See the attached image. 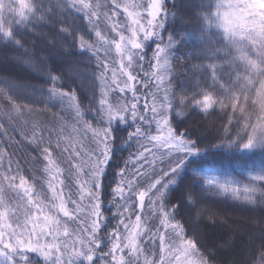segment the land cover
<instances>
[{
    "label": "snow or ice",
    "instance_id": "snow-or-ice-1",
    "mask_svg": "<svg viewBox=\"0 0 264 264\" xmlns=\"http://www.w3.org/2000/svg\"><path fill=\"white\" fill-rule=\"evenodd\" d=\"M169 2L177 6L174 0ZM121 7L120 0H51L47 7L42 0H0V42L22 47L18 30L37 23L51 24L54 29L60 25L55 35L71 37L73 47L96 59L102 83L96 110L99 127H93L76 106L75 93L60 92L55 87L58 77H51L49 95L67 98L82 125L81 134L87 137L91 132V137L87 143L78 141L64 147L57 139L53 147L50 130L40 128L37 134L39 125L33 127L28 143L37 153L36 159L46 162L47 192L29 184L20 174L18 160L12 168L13 153L4 168V148L0 147V168H4L0 174V264H219L207 248L201 250L198 237L187 235L180 216L186 203L184 195L176 199L168 195L173 185H184L191 194V183L195 181L186 184L181 169L188 156L200 151L197 141L191 139L190 128L181 130L180 117L188 116L185 107L180 106L190 104L192 114L200 115L197 109L207 113L214 104L222 108L230 105L232 116L228 122L231 124L234 117L238 124L243 120L247 139L243 142V137L239 141L229 137L223 143L244 149L264 145V0H217L215 12L211 11L213 5L207 6L203 20L209 27L222 30L226 44L217 47L205 41L198 52L193 51V58L209 61L194 67L202 68L211 83L203 87L196 84L199 91L189 94L183 90L179 97L168 79L176 35L170 33L165 40V0L124 4L125 24L115 19L121 15ZM130 7L136 10L130 11ZM101 24L110 27L115 37L103 33ZM78 31L84 34L77 36ZM89 33L95 35L92 42L86 39ZM113 47L118 60H109ZM148 49H152L151 56ZM108 72L112 73L110 78ZM187 79L191 88V78ZM4 83L7 91L0 89V95L10 107L4 112L7 119L0 121V142L8 145L15 139V122L35 109L16 103L10 94L13 87L7 80ZM137 85L146 91L141 93ZM217 89L227 93L228 104L214 99ZM109 90L117 94L130 92L131 99L109 103ZM249 102L259 110L255 122L244 107ZM117 121L131 130L126 135H114ZM45 131H49V137L44 136ZM116 143L129 149L136 147V151L119 163L113 152ZM54 149L60 153L59 160L53 158ZM64 160L66 170L60 166ZM65 172L71 183L61 178ZM207 183L221 192L243 196L249 204L264 205V174H253L241 187H234L237 182L231 179L209 178ZM258 192L259 202L255 199ZM113 207L116 214L110 218L106 212ZM110 219H117V223L109 227ZM255 222L261 237L259 260L253 256L245 264H264V213Z\"/></svg>",
    "mask_w": 264,
    "mask_h": 264
},
{
    "label": "trees",
    "instance_id": "trees-1",
    "mask_svg": "<svg viewBox=\"0 0 264 264\" xmlns=\"http://www.w3.org/2000/svg\"><path fill=\"white\" fill-rule=\"evenodd\" d=\"M29 2H35V0H29ZM50 2L51 0H42L45 7L49 6ZM104 2L105 0L100 3ZM174 2L177 5L175 8L172 7L169 0H165L168 9L166 17L168 31L164 33V36L166 40L170 33L176 35V43L173 45V52L169 58L168 79L172 81V91L179 97L183 90H188L189 94L192 91H199L195 87L196 84L203 87L205 83H211L209 76L202 68L194 67L200 64L206 65L209 61L193 58L191 55L193 51L198 52L205 41H211L217 47L226 44V41H224L221 29L214 26L209 27L203 20L209 4L213 5L211 11L215 12L214 5L217 0H174ZM59 11L57 9L58 13ZM59 27L61 26L57 25L54 29L51 24L37 23L35 27L30 26L27 29L18 30L17 39L21 41L22 47L0 42V89L7 91L4 81H9L13 87L10 94L14 96L16 103L35 109V112L31 114L24 113L15 122L17 131L12 133L15 137L14 141L8 145H3L0 142V147L4 148L3 165L4 168L8 166V156L13 153L12 168L16 167L15 161L18 160L22 169L20 174L30 180L33 185L40 187L47 185L48 173L44 171L46 162L36 159L37 153L28 143L32 139L34 126L39 125L37 134H39L40 128L50 130L52 142L55 137L60 136L61 138L62 135L74 144L78 141L87 143V139L91 137V132L87 134V137L81 134L82 125L77 121L75 108L70 101L67 98L61 100L58 96L49 95L53 87L52 76L58 77L55 87L60 92L69 95L75 93V104L80 108L84 119L89 121L93 127H99L96 110L99 107L102 83L98 78L99 69L96 59L89 53L81 54L78 47H73L74 42L71 37L65 39L62 35H55V31ZM101 28L106 31L109 37H112L111 33L114 35L104 24H101ZM83 30H87L86 25L83 26ZM83 34V31L77 32V36ZM86 39L91 42L96 38L94 33H89ZM218 41L219 43H217ZM154 47L155 45H152V48ZM151 55L152 49H148V56ZM101 56H103L102 53ZM216 62L223 64L221 60ZM107 75L109 77V72ZM140 75L143 76L142 73ZM189 77L191 78V88H189L187 79ZM137 87L141 93L146 91L140 85ZM122 95L111 92V99L108 102L115 103V100L121 98ZM128 95L127 93L124 96L128 97ZM252 95L254 97V92ZM213 96L214 99H222L225 104H228L227 93L223 89L214 91ZM200 98L197 97V99ZM149 103H151L150 100ZM9 107L8 100L0 95V121L7 119L4 112ZM180 107H185L188 116V118L180 117L183 120L181 130L185 126L190 128L193 133L191 139L197 141V147L200 149L186 158L185 167L181 169V176L186 178V184L191 183L192 180L195 181L191 183L193 189L191 194L184 185L179 188L173 185L168 190V195L172 199H176L181 194L185 197L186 203L181 209L180 216L185 223L187 235L198 237L200 246H202L201 250L207 248L214 254V258L219 264H233V262L245 264L253 256L259 260L261 237L254 235L259 232L255 221L264 213V205L249 204L243 196L235 197L230 192H221L209 185L207 180L209 178L221 181L231 179L237 182L233 185L234 187H241L249 182L253 174H264V145L244 149L238 144L228 147L223 143L229 137L235 141H239L243 137V142H246L247 139L243 120L238 124L234 117L229 124L228 117L232 116L230 105L222 108L220 104H214L207 113L197 109L196 111L200 112V115L192 114L190 104ZM244 107L251 115L252 121L255 122L259 111L258 107L252 106L250 102ZM38 113H41L48 123L43 124L41 121L33 119ZM240 115L239 112L236 113V117ZM114 128L118 129L114 132L116 136L126 135L131 130L127 124L118 121L114 123ZM44 136L49 137V131H45ZM64 141H60L62 147L68 145L67 140L65 143ZM54 145L53 143V147ZM29 151L34 155L31 167H27L25 159ZM135 151L136 147L129 149L126 146H120L119 143H116L113 148L114 156L119 163H122L130 152L134 153ZM59 156L58 150L54 149L53 158L59 160ZM60 166L66 170L67 161H60ZM115 166L114 164L113 167ZM4 168H0V174H3ZM62 178L66 183H71L67 179L66 172ZM261 187L264 188V185ZM173 188H176L175 192L172 191ZM110 191L109 188L107 193ZM255 199L257 202L261 199L259 192ZM115 214L116 208L114 207L106 212L110 218ZM234 216L245 218L247 222ZM132 221H135L134 214H132ZM116 223L117 219H110L109 227ZM232 226L236 227L238 232L231 231ZM221 244L225 246L221 247ZM107 250L106 247L104 251ZM158 251L157 248V255ZM29 255L35 260H40L35 254L30 253ZM148 255L152 256L153 254L149 253Z\"/></svg>",
    "mask_w": 264,
    "mask_h": 264
},
{
    "label": "rangeland",
    "instance_id": "rangeland-1",
    "mask_svg": "<svg viewBox=\"0 0 264 264\" xmlns=\"http://www.w3.org/2000/svg\"><path fill=\"white\" fill-rule=\"evenodd\" d=\"M101 1L103 2V0H101ZM101 1L98 0V2H101ZM94 2H97V0H94ZM135 2H137V1H134V0H120V3H121V5H122V7H121V15L118 16V17H116L115 19H116V20H119V21L121 22V24H125V23H126V19H125V16H124V14H123V5H124V4L131 5V4L135 3ZM129 10H130V11H135L136 9H133V8L130 7ZM108 29H110V27H108ZM100 30H101L103 33L106 34V31H105L103 28H101ZM113 34H114V35H112V33H111V36H112V37H115V33H113ZM106 35H107V34H106ZM125 35L128 36V35H130V33L127 32ZM116 38L118 39V37H116ZM93 41H94V40H93ZM91 42H92V41H91ZM101 53H102V55H103V50H101ZM113 59L118 60V57L116 56V53H115V49H114V47L112 48L111 56L109 57V60H113ZM111 75H112V73L109 72V78L111 77ZM142 75H143V73H142ZM141 87H142V86H141ZM142 88H143V87H142ZM143 89H144V88H143ZM152 90L155 91L154 88H153ZM111 92H112V91L109 90V92H108V96H107V99H108V100L111 99ZM128 94H129L128 97L124 96V95H126V94H123L121 98H120V97L118 98V99H120V102H121V103H123L125 99H127V100L130 101V99H131V93L129 92ZM116 101H117V100H115V103H116ZM115 103H112V104H115ZM33 119L39 120V121H41L43 124L48 123L47 120H46V118H45L41 113H38ZM23 120H24V119H23ZM51 138H52V137H51ZM62 138H63V139H62ZM57 139H59V141H64V139H65V141L67 140V141H66L67 144H74V142L68 141V139H67L64 135H62L61 138H60V136L55 137L54 142H52V143L55 144L56 141H57ZM60 139H61V140H60ZM65 141H64V143H65ZM23 144H24V142H23ZM25 159L27 160V167H31L32 164H33V162H34V155H33V153H32L31 151H29V153H28V155L26 156ZM61 168H62V167H61ZM48 178H49V175L47 176V180H48ZM61 178H62V177H61ZM27 180H28V179H27ZM47 180H46V181H47ZM28 181H29V184H32L30 180H28ZM41 189H43L45 192H47V185H46L45 187L35 186V190L39 191V190H41ZM48 195L50 196V193H48ZM234 217H235V216H234ZM235 218H238L239 220H242V221H246V222H247V219H245V218H240V217H235ZM230 230H231V231L238 232V231H237L238 229H237L236 227H233V226L230 228ZM254 235L259 236L260 234H259V232H256V234H254ZM223 246H225V245H224V244H221V247H223Z\"/></svg>",
    "mask_w": 264,
    "mask_h": 264
}]
</instances>
